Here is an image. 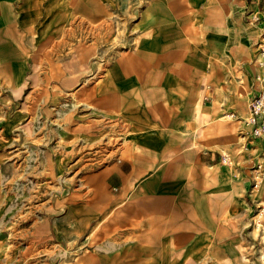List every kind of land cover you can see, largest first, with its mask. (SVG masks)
<instances>
[{"label": "crops", "instance_id": "1", "mask_svg": "<svg viewBox=\"0 0 264 264\" xmlns=\"http://www.w3.org/2000/svg\"><path fill=\"white\" fill-rule=\"evenodd\" d=\"M139 1L140 10L133 0H0V80L11 88L5 93L44 94L41 109L50 126L41 136L46 147L59 146L60 161L73 157L69 168L88 157L114 161L107 170L81 174L60 204L62 217L40 219L28 241L51 235L75 245L74 256L60 264H244V236L228 234L226 220L205 217L185 196L200 192L205 172L221 160L220 150L234 147L233 128L247 113L245 95L248 104L264 88V63H257L258 56L249 59L251 46L257 55L254 43L264 19H246L250 10L264 16V0ZM79 19L109 20L86 27L87 33L110 36L123 29L124 38L97 48L79 42L69 47L68 36L83 34V26L72 23ZM100 61L104 69L93 77ZM59 103L71 104L59 109L55 128L49 121ZM19 109L12 118L6 112L0 117L3 138ZM105 132L117 139L107 140L103 154L78 151L85 138ZM111 177L118 179V196L106 193ZM261 185L262 178L258 187L247 183L245 189L247 196L256 190L264 211ZM129 188L147 197L122 201ZM2 196L0 191V209ZM217 227L222 229L214 235ZM89 240L98 243L85 251ZM252 242L253 253L259 252L260 241ZM13 260L11 254L7 264Z\"/></svg>", "mask_w": 264, "mask_h": 264}, {"label": "rangeland", "instance_id": "2", "mask_svg": "<svg viewBox=\"0 0 264 264\" xmlns=\"http://www.w3.org/2000/svg\"><path fill=\"white\" fill-rule=\"evenodd\" d=\"M140 4L139 0H133L132 7L140 10ZM100 7L102 6L99 5V9ZM107 22L109 20L106 19H100V21L91 19L72 20V23L83 26V34L68 36V46L71 47L74 43L79 42L84 46L93 44L94 48H97L100 44H106L107 42L115 44L123 39V29L119 33L110 36L107 34L97 35L92 30L87 33L86 27L102 26ZM259 31L256 30V33H259ZM88 39L91 42L87 43ZM94 52L92 50L91 55ZM254 56L257 55L253 46H251L249 59ZM42 66L43 60L41 65L36 68L40 76L43 75L44 71ZM104 66L105 62L100 61L99 68L93 70L94 73L91 75L95 74L93 77L100 75ZM40 85L38 84L36 88L39 89ZM25 88H27V85ZM10 89L0 80V117L6 112V117L12 118L11 115H14L18 108H20L19 110L22 109V114L14 123L10 135L4 138L1 135L2 140H0V191L3 194L0 209V264L10 263L11 254L14 255L13 264H60V261L66 257H70L72 254L74 256L75 245L71 247L70 243H62L61 240L56 242V238L51 237V235H48L41 242L28 241L29 236L32 234V227L40 219L48 218L53 221L55 218L62 217L65 213V204L63 205L64 208H60V204L68 196L72 187L81 182L80 175L94 168L107 170L114 161L111 160V162L105 163L103 160L94 161L92 157H88L77 168H69L73 157L68 159V162L60 161L61 150L59 146L46 147L48 142L45 140L44 133L48 131L46 126L50 125L47 123L44 113H42L43 109H41V106L47 105L43 102L45 101L44 94H6L5 92ZM246 92L245 85L244 94ZM69 97H71L70 94ZM66 100L70 102V100L75 101L76 99L73 97ZM244 103L247 107L246 95ZM70 104L59 103L57 108L53 109L57 113L53 114L52 120L49 122L55 128L58 125L53 120H60L59 109L64 110ZM241 116L244 117L245 115L242 114ZM235 124L233 128L236 135L234 147L220 150L222 153L230 154L231 163H223L219 158V163L211 166L210 172H205L202 181L203 189L198 193L185 197H187L189 203L193 202L198 208H203L205 217H214L220 221L226 220L229 224L227 227L228 234L236 235L237 231L241 236H244L243 240L246 245L244 264H264V211L261 212L263 206L258 204V196L255 195L256 190L247 196L245 189L247 183L251 184L257 166H259V171L262 172L261 187L264 186V136L251 139L248 142L249 145L243 146L242 141L238 140V125ZM41 134L44 135L41 136ZM116 137L117 135L113 132H105L103 136L94 139L87 137L85 138L86 146L78 149V151L90 155L93 153L103 154L107 140H116ZM5 138H8L11 142L7 143ZM3 151L7 156L2 154ZM44 154H47V157ZM49 160L50 162H48ZM99 165L100 167H98ZM72 173H74V177L70 176ZM106 181H108L107 195L112 196L114 194L118 196L120 188L115 185L118 179L111 177ZM192 181L196 183V186L201 183L199 179ZM134 184L136 187V181ZM130 189H126V193L123 194L125 197L122 195V201L136 203L140 202L143 197H147L138 193L133 194V188ZM84 199L85 201L89 199V195H84ZM55 204L58 206L51 213L45 211L46 207L55 206ZM220 229L222 228L217 227L213 234H219ZM241 229L243 232L240 231ZM48 233L50 234V231ZM13 237H19L18 241L12 239ZM84 239H86V236L83 237ZM254 240H256V243L258 240L260 241L261 249L259 252L256 249L253 253L252 241ZM96 243L93 244L91 240L83 242V250H92L93 246L97 245ZM213 246V244L209 245V247ZM253 254L254 262L252 261ZM1 258L5 260H1ZM213 261H211V264L217 263ZM205 264L209 263L206 261Z\"/></svg>", "mask_w": 264, "mask_h": 264}, {"label": "built area", "instance_id": "3", "mask_svg": "<svg viewBox=\"0 0 264 264\" xmlns=\"http://www.w3.org/2000/svg\"><path fill=\"white\" fill-rule=\"evenodd\" d=\"M264 13V12H263ZM246 19L251 22H260L264 16L260 11L250 10L246 13ZM258 60V64L264 63V30L259 35L254 43ZM240 127L238 129L239 139L243 146H247L249 140L264 136V88L260 89L256 94L252 95L247 104V113L244 117L239 118ZM223 163H231V157L228 153L221 154ZM262 178V172L259 171V166L256 167L253 173L251 188L259 186ZM263 212V210H261Z\"/></svg>", "mask_w": 264, "mask_h": 264}]
</instances>
